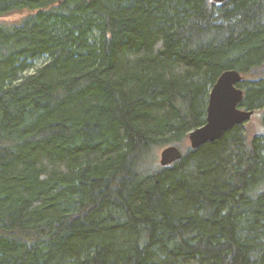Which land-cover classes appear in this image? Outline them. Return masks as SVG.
I'll return each instance as SVG.
<instances>
[{"label":"trees","instance_id":"1","mask_svg":"<svg viewBox=\"0 0 264 264\" xmlns=\"http://www.w3.org/2000/svg\"><path fill=\"white\" fill-rule=\"evenodd\" d=\"M21 10L0 22V264H264V132L186 143L228 69L264 125V0H0Z\"/></svg>","mask_w":264,"mask_h":264},{"label":"water","instance_id":"2","mask_svg":"<svg viewBox=\"0 0 264 264\" xmlns=\"http://www.w3.org/2000/svg\"><path fill=\"white\" fill-rule=\"evenodd\" d=\"M211 1L218 6L226 0ZM240 80L241 74L234 69L224 70L219 75L209 91L205 123L188 133L191 147L214 141L233 125L243 124L250 119L254 110L239 106L243 99V89L238 85ZM181 156L182 152L177 146H166L159 153V164L169 165Z\"/></svg>","mask_w":264,"mask_h":264},{"label":"rangeland","instance_id":"3","mask_svg":"<svg viewBox=\"0 0 264 264\" xmlns=\"http://www.w3.org/2000/svg\"><path fill=\"white\" fill-rule=\"evenodd\" d=\"M30 12L28 10H21L16 11L12 13H8L5 15L0 16V22L5 24H13L19 22L22 18H24L26 15H28ZM42 62V59H37L33 63L35 66L40 65ZM31 70V69H30ZM29 70V72H30ZM32 71V70H31ZM262 116V110L261 109H255L253 111V114L251 115L250 119L243 123V128L247 131L248 135H254L264 132V125L261 121ZM186 143L189 144V140L186 141ZM161 150L157 152L156 155V161H159V153Z\"/></svg>","mask_w":264,"mask_h":264}]
</instances>
